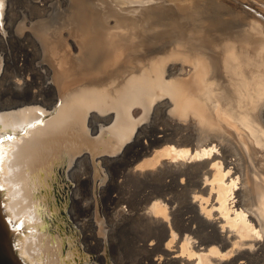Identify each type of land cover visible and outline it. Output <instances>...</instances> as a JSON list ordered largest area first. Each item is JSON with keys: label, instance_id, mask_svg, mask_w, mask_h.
I'll return each instance as SVG.
<instances>
[{"label": "bare ground", "instance_id": "obj_1", "mask_svg": "<svg viewBox=\"0 0 264 264\" xmlns=\"http://www.w3.org/2000/svg\"><path fill=\"white\" fill-rule=\"evenodd\" d=\"M26 1L2 0L0 95L6 64L23 74L19 100L0 98L18 149L6 210L37 226L47 214L62 236L51 253L43 235L22 236L23 252L39 264H264V0ZM10 31L26 53L16 60ZM34 38L50 63L37 90ZM83 160L107 184L77 238L52 188Z\"/></svg>", "mask_w": 264, "mask_h": 264}, {"label": "rangeland", "instance_id": "obj_2", "mask_svg": "<svg viewBox=\"0 0 264 264\" xmlns=\"http://www.w3.org/2000/svg\"><path fill=\"white\" fill-rule=\"evenodd\" d=\"M15 3H16V7L18 10L23 9L25 7V5H27L26 0H15ZM66 5L68 6V3H66ZM66 5L64 7H67ZM117 10H118V8H117ZM56 12L58 13V11H56ZM57 13H55V14L57 15ZM58 14L60 15V11ZM8 34H9L8 36L10 38V45H11L10 48H12L11 49L12 56H13L14 60H16L18 58L17 57L18 55H22L25 53L24 48H22V46L20 45V42L17 41L18 39L15 38L14 31H10ZM38 39L39 38L35 39V43H36L37 48H34L33 49L34 51L31 54H29L28 61L26 63L25 68H26L27 73H30V74L34 73V74H36L37 77L39 75H42L45 77L42 78V76H40L41 79H39V80L37 79V81L39 83L38 84L34 83L35 85H34L33 90H37L38 89L37 87L39 86V84L43 85V82L46 81L47 76L45 74V69H46L47 65L48 66L50 65L48 60L45 59L44 56L42 55L40 48L37 46L40 44V43H37V42H39ZM18 70L19 69L16 66H11V65L8 66L6 64L5 71L3 74H5L4 77L6 78V80H8L5 83L7 86H4L5 89H7L6 90L7 94L4 93L5 96L3 94L0 95L1 96L0 98L2 99V101L3 100H9V101L11 100V102L12 101L14 102V100H16V101L19 100V95H17L14 92V88L11 85L12 82H15L17 79L21 78L23 75V74H20V75H17V77H16L15 76L16 73L17 74L19 73ZM44 87H46V84L44 85ZM48 95H50V92L48 90H46V96H48ZM72 167L74 169L73 168L70 169V172L68 171V173L66 172L64 175L58 174L57 180L55 181V186L52 188V191H53L54 198L58 202V204H62L65 206V209H62V212L64 213V214H62V217L64 219L63 225L66 228L65 230L68 233L70 232L72 234H76V237L78 238L79 229H78V225L75 224V221L77 223H79V222L82 223V221L85 219V217L89 218V216H91V213L93 210V206H92L93 204L92 203L94 202V198L95 197L97 198V196L99 197L98 191L100 190V188L103 185L107 184V182L105 183V181H103V177H96V179H95L96 182L94 184L92 165L87 160H85V161L83 160L82 162L80 161L79 163L76 162ZM101 169H102V171H106L105 167H102ZM106 181H109V177H108V179H106ZM69 183L72 186L71 190H70V188H68ZM108 190H110V192L108 191V193L111 194L112 189H108ZM56 194H58V195H56ZM89 205H90V207H89ZM87 207H89V208H87ZM85 208H87V209H85ZM102 208L103 207H101V204L99 203L98 209H99V211L102 212L101 214L103 215V211H102L103 209ZM72 214H73V216H72ZM75 218H76V220H75Z\"/></svg>", "mask_w": 264, "mask_h": 264}, {"label": "water", "instance_id": "obj_3", "mask_svg": "<svg viewBox=\"0 0 264 264\" xmlns=\"http://www.w3.org/2000/svg\"><path fill=\"white\" fill-rule=\"evenodd\" d=\"M8 134L14 135L11 133ZM68 188H70V190L72 189L70 183L68 184ZM5 191L6 189L4 192L0 193V264H39L35 256L26 255L23 252V247L21 246L23 243L22 236L31 234L32 237H37V234L43 235L42 238L46 237L44 240L47 244H50L48 247L51 253V251L54 250V245L51 242L53 236L57 233L56 235L61 237L62 233L54 227L47 214L42 215L41 225L38 226L36 224H26V219L24 218L17 219L14 222L6 210L8 197ZM40 192L41 191L38 190L35 196H39ZM45 256V253L41 252L38 255V259L43 258L44 260Z\"/></svg>", "mask_w": 264, "mask_h": 264}, {"label": "snow or ice", "instance_id": "obj_4", "mask_svg": "<svg viewBox=\"0 0 264 264\" xmlns=\"http://www.w3.org/2000/svg\"><path fill=\"white\" fill-rule=\"evenodd\" d=\"M3 3L0 0V29L3 28ZM42 121H36L35 124H28L26 127L21 128L20 130L23 131L24 136L28 137L29 132L27 129L35 128L37 125L42 124ZM3 125V118L0 117V193L4 192L5 190V173L6 170L10 174V169H6V165L10 164L11 160L14 158L12 157L11 153L18 151L17 148L13 146H9L6 144V141H14L16 137L14 135L8 134L7 130L2 126ZM19 127V125L13 126V131ZM23 143V141H21Z\"/></svg>", "mask_w": 264, "mask_h": 264}]
</instances>
